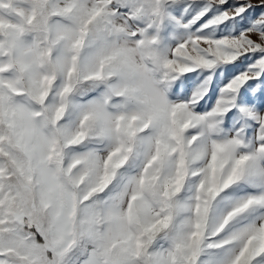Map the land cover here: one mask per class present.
I'll return each mask as SVG.
<instances>
[{
  "label": "snow or ice",
  "instance_id": "snow-or-ice-1",
  "mask_svg": "<svg viewBox=\"0 0 264 264\" xmlns=\"http://www.w3.org/2000/svg\"><path fill=\"white\" fill-rule=\"evenodd\" d=\"M0 264H264V0H0Z\"/></svg>",
  "mask_w": 264,
  "mask_h": 264
}]
</instances>
